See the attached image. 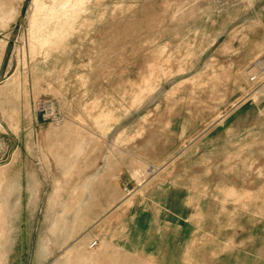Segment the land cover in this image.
<instances>
[{"label":"rangeland","instance_id":"374dc122","mask_svg":"<svg viewBox=\"0 0 264 264\" xmlns=\"http://www.w3.org/2000/svg\"><path fill=\"white\" fill-rule=\"evenodd\" d=\"M0 182L8 264L50 197L106 264H264V0H0Z\"/></svg>","mask_w":264,"mask_h":264},{"label":"crops","instance_id":"0c3cea01","mask_svg":"<svg viewBox=\"0 0 264 264\" xmlns=\"http://www.w3.org/2000/svg\"><path fill=\"white\" fill-rule=\"evenodd\" d=\"M18 132L19 134L22 133L21 125ZM88 148L91 149V146L89 145ZM95 171L88 170V176L91 177ZM122 173L123 172L121 171V174ZM29 185L36 186L37 184L29 181ZM17 190L18 189L16 187L13 193L17 192ZM35 199L36 196L33 197V201H35ZM36 206L37 205L34 202L35 214L38 213ZM53 206L54 199L50 197L46 210H44L43 213L44 217L50 221L51 228H49V231L45 236H40L36 246L34 245L32 259L35 264H106L107 254L115 253V251H119L120 253L121 251H125L122 250L121 244L114 241L108 242L106 240L107 238L105 239L103 236V228L105 227H103V220L101 219H104L107 216L106 211L99 212L96 216H94L95 218H98V220L87 225V227L84 226L83 230L76 231L75 221L72 219L79 217L80 215L75 214L74 211H67L60 214L56 209L53 208ZM17 207L18 204L15 206V209ZM15 209H6V215L0 212V234L2 235L0 236V250L5 248L9 240L8 236L12 232V229L6 224V218L12 217L14 215L13 212ZM56 218L61 220H55ZM95 241H97V245L91 248L92 243ZM71 243L73 244L72 247H70ZM76 243L81 244V252L78 251L75 253L74 249ZM70 252L75 256H73V258L82 259L83 262L79 263L78 260L74 259V261L69 262L68 260L70 259H63L64 255L69 257ZM148 257L154 259V255L152 254H150ZM7 260L8 259L6 258L5 254L0 252V264H8Z\"/></svg>","mask_w":264,"mask_h":264}]
</instances>
